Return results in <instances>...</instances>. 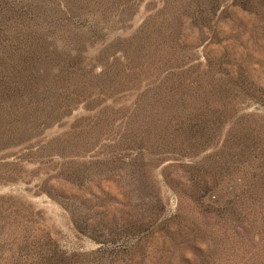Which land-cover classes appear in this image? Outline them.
<instances>
[{
	"label": "rangeland",
	"instance_id": "obj_1",
	"mask_svg": "<svg viewBox=\"0 0 264 264\" xmlns=\"http://www.w3.org/2000/svg\"><path fill=\"white\" fill-rule=\"evenodd\" d=\"M0 264H264V0H0Z\"/></svg>",
	"mask_w": 264,
	"mask_h": 264
}]
</instances>
